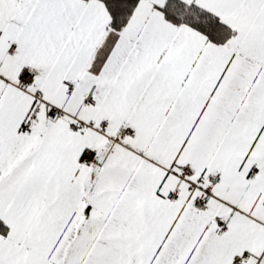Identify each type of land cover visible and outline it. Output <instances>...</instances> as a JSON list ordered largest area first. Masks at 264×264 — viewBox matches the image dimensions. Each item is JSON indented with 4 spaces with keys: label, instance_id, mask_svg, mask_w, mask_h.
<instances>
[{
    "label": "snow or ice",
    "instance_id": "6c2138e0",
    "mask_svg": "<svg viewBox=\"0 0 264 264\" xmlns=\"http://www.w3.org/2000/svg\"><path fill=\"white\" fill-rule=\"evenodd\" d=\"M0 264H264V0H0Z\"/></svg>",
    "mask_w": 264,
    "mask_h": 264
}]
</instances>
